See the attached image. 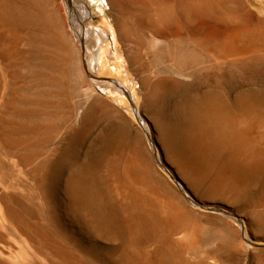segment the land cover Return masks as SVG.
<instances>
[{
  "label": "rangeland",
  "instance_id": "obj_1",
  "mask_svg": "<svg viewBox=\"0 0 264 264\" xmlns=\"http://www.w3.org/2000/svg\"><path fill=\"white\" fill-rule=\"evenodd\" d=\"M34 11L0 0V264H264V0Z\"/></svg>",
  "mask_w": 264,
  "mask_h": 264
},
{
  "label": "bare ground",
  "instance_id": "obj_2",
  "mask_svg": "<svg viewBox=\"0 0 264 264\" xmlns=\"http://www.w3.org/2000/svg\"><path fill=\"white\" fill-rule=\"evenodd\" d=\"M52 0H29V7L31 8V13L32 15L34 14V10H45V8H47L48 6H50V3H51ZM71 45V43H70ZM74 46V44H73ZM75 48V47H74ZM78 48V47H77ZM76 50V49H75ZM77 52V50L75 51ZM35 53V52H34ZM38 55V54H36ZM77 55V54H76ZM32 56H30L31 58ZM76 57V56H75ZM92 58V57H91ZM81 60V58H78L77 56V60ZM77 66V65H76ZM73 69V68H72ZM76 69V68H75ZM74 70V69H73ZM73 70H72V73H73ZM81 71V70H80ZM47 77V76H46ZM74 80V79H73ZM59 82V81H58ZM57 82V83H58ZM117 86H119L121 89L122 86L120 84H118ZM64 87V86H63ZM127 92V91H126ZM79 94V93H78ZM49 96V95H48ZM77 97V96H76ZM72 108V107H71ZM40 118V117H39ZM76 124V123H75ZM66 125V124H65ZM53 133H55L53 131ZM59 136V135H58ZM63 140V139H62ZM47 141V140H46ZM65 142V141H64ZM56 146V145H55ZM33 147V146H32ZM60 149V147H59ZM59 149H56L58 151H61ZM57 153V152H55ZM59 153V152H58ZM62 153V152H61ZM53 155V154H52ZM55 157V156H54ZM57 161V160H56ZM46 162V161H45ZM50 163V162H49ZM47 165V164H46ZM43 166V165H42ZM55 167V166H54ZM119 174V173H118ZM122 177V176H121ZM119 180H120V177H119ZM121 182V181H120ZM130 188V187H129ZM132 189V188H130ZM150 189V188H149ZM127 190H129L127 188ZM137 192V191H135ZM148 192H150L151 194H153L154 196H158V192H156L155 190H149ZM168 193V192H167ZM171 194V193H170ZM160 195V194H159ZM163 196V195H162ZM165 196V195H164ZM173 196V195H172ZM141 197L139 202L141 203V207L143 208V212H144V220L142 222H139L138 225H137V228L139 229V231H147L148 228H151L154 224V226L156 225H160V221L157 217V215L159 214V206H158V202H156L155 200L153 199H150V195L149 197L145 194H142V196H139ZM132 200V199H131ZM163 200V199H162ZM164 202V201H163ZM168 202V201H166ZM132 204V203H131ZM183 204V203H182ZM186 213V212H185ZM164 220V219H162ZM169 226V225H168ZM159 229V228H158ZM154 231V230H153ZM15 235V234H14ZM171 246V245H170ZM7 264V263H6Z\"/></svg>",
  "mask_w": 264,
  "mask_h": 264
}]
</instances>
